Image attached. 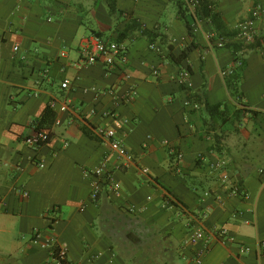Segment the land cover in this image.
Wrapping results in <instances>:
<instances>
[{"label": "crops", "instance_id": "obj_1", "mask_svg": "<svg viewBox=\"0 0 264 264\" xmlns=\"http://www.w3.org/2000/svg\"><path fill=\"white\" fill-rule=\"evenodd\" d=\"M176 1L116 0L121 13L111 14L107 0H0V264H55L49 248L33 241L36 232L41 243L55 236L72 264H192L204 243L184 247L189 226L163 207L165 193L191 209L209 208L205 227H226L235 236L233 244L213 240L205 264H264L257 255L264 240V0H204L217 19L201 10L197 31ZM256 3L262 4L258 36L242 47L237 25ZM186 18L191 22L187 11ZM132 20L150 34L139 27L122 33ZM211 32L215 37L208 38ZM92 33L123 42L127 61L113 68L103 59L75 66ZM220 36L228 42L224 47L216 45ZM236 57L244 66L224 77L221 71ZM185 67L190 91L176 80ZM66 78L68 90L61 88ZM131 85L138 94L115 107L108 89L124 92ZM65 96L70 111L55 118L74 122L53 123L50 140L35 152L25 137L37 130L49 100ZM190 96L203 103L200 108L186 106ZM110 110L117 118L104 115ZM98 125L114 127L134 161L125 165L96 135ZM164 141L183 159L171 156ZM220 156L249 198L227 195L210 173L209 164ZM102 164L122 184V195L105 187L94 202L85 170ZM206 191L222 194L223 202L213 194L204 199ZM128 205L140 210L130 212Z\"/></svg>", "mask_w": 264, "mask_h": 264}, {"label": "built area", "instance_id": "obj_2", "mask_svg": "<svg viewBox=\"0 0 264 264\" xmlns=\"http://www.w3.org/2000/svg\"><path fill=\"white\" fill-rule=\"evenodd\" d=\"M186 11L191 18L190 28L193 31L199 29L201 23V14L202 2L203 0H183ZM210 8H213L210 6ZM262 12V4L256 3L253 9L251 10L250 18L240 22L237 25V35L236 39L239 41L238 44L242 47H246L253 43L257 36L258 31L255 26V21L259 18ZM215 37V33L211 32L208 35V38ZM228 44L227 40L220 36L216 40V45L218 47H224ZM150 48L161 52V47L151 43ZM18 49V47H15ZM79 58L75 61L74 65L82 68L93 65L99 60H104L108 68H113L117 61L126 62L128 57V48L127 46L118 40H107L99 34L92 33L84 38L79 49ZM67 55V51L64 50L61 52V56L64 57ZM244 66V60L242 57H236L233 63L223 69L221 74L226 76H231L235 74V71ZM152 73L155 76L160 74L159 68L155 67L152 69ZM177 82L183 88L191 89V70L189 67L181 69L179 74L176 77ZM71 87L70 79L66 78L61 82V88L68 90ZM100 91H96V96H99ZM114 100V106L118 107L124 103L131 101L137 94V87L131 85L128 90L124 92L118 91L115 87L108 89ZM70 99L64 97L62 99L53 97L49 100L48 105L56 113H67L70 111ZM186 106H190L194 109L201 107L200 102L194 101L193 99L188 98L185 102ZM92 114H96V109H92ZM104 115L112 116L117 118L118 114L116 111H106ZM127 119H123V122H127ZM74 122L72 117H67V119H62L61 117L55 118L54 124L57 126L60 125H70ZM94 132L99 137V139L107 143L110 146V149L113 152L118 153L120 158L124 159L125 165L134 161V156L130 153L124 146L123 140L119 137L117 130L114 127H107L98 125L94 127ZM51 137V130L49 128L37 129L33 134H30L25 137V143L33 149L35 152H38L41 147H43ZM168 146V151L171 156L175 157L176 160H181L184 157V153L174 144H170L169 141H164ZM37 165L44 167L45 163L43 160L37 162ZM19 168H21L19 166ZM210 173L215 175L219 180L220 187L224 190L227 195L230 196H240L243 198H249L248 192H246L240 181L234 177L231 173L229 167V161L226 156H220L217 159L211 161L209 164ZM143 171L146 173L149 172L148 168H143ZM177 171L181 170L177 167ZM260 173L264 178V168L260 169ZM85 174L92 177L90 197L92 201H97L101 196L105 187H107L110 194L119 197L122 195V184L117 180V178L106 170V165L102 164L98 167L92 169H86ZM15 190L18 193H22L23 196L27 197L29 192L22 187H16ZM211 194L214 195L218 202H223V195L220 193H213L211 191L204 192V199ZM163 207L166 209L173 210L175 214L187 221L189 226V232L184 239V247L189 245H196L197 243L203 241L204 246L195 250V253L192 258V264H205L204 256L208 248L210 247L213 240L220 241L224 244L234 243L236 241L235 236L230 233L226 227L214 226L211 230L205 227V221L209 217L210 209L205 207L202 209L194 210L183 204L176 197L170 193H165L163 197ZM127 209L130 212H137L138 209L135 205H128ZM56 211V208L52 211ZM57 218L53 215L51 216V221L54 222ZM40 232L35 233L33 241L36 244H39L42 247H47L50 250L51 260L55 264H72L68 259V248L64 245H58L56 243L55 236L48 238L47 243H41L39 241ZM247 249H243L246 251ZM257 255L259 258L264 257V240L259 242L257 248Z\"/></svg>", "mask_w": 264, "mask_h": 264}, {"label": "trees", "instance_id": "obj_3", "mask_svg": "<svg viewBox=\"0 0 264 264\" xmlns=\"http://www.w3.org/2000/svg\"><path fill=\"white\" fill-rule=\"evenodd\" d=\"M107 1H108L107 4H108V7H109V11L111 12V14L121 13V11L117 8L116 0H107ZM176 2L178 4L179 13H180L182 19L190 27V22H188L187 21V18H186V9H184L185 7H183V6H185L183 0L182 1L181 0H177ZM202 6H203L202 7V10H203L204 14L207 15V16H212L213 19L216 21L217 14L211 12L212 11V9L210 8L211 5H209L208 1H204L203 0ZM134 27H139L143 31V33L150 34V31H148L146 28H142L141 24L137 23L136 20H132L127 25V27H126L127 30L123 31L122 33H126V31H129L130 29H133ZM96 34H98V33H96ZM236 71H235V73H236ZM190 90L191 89H187V91H190ZM189 98L192 99L193 97L190 96ZM201 104H203V103H201ZM207 108L210 111L218 110L217 107H213V108L212 107H207ZM55 117H56V112L53 109H51L49 107V105H48L47 108H46V110H45V112L43 113V115L38 119L36 128L37 129H42V128H49L50 129L51 125L54 123Z\"/></svg>", "mask_w": 264, "mask_h": 264}]
</instances>
